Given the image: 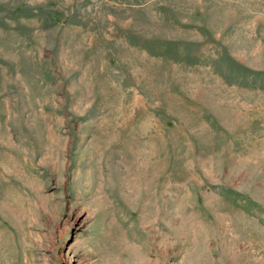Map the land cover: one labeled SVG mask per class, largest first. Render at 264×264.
<instances>
[{"label":"rangeland","instance_id":"1","mask_svg":"<svg viewBox=\"0 0 264 264\" xmlns=\"http://www.w3.org/2000/svg\"><path fill=\"white\" fill-rule=\"evenodd\" d=\"M0 264H264V0H0Z\"/></svg>","mask_w":264,"mask_h":264}]
</instances>
